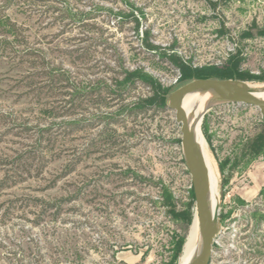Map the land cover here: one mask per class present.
<instances>
[{
  "label": "rangeland",
  "instance_id": "obj_1",
  "mask_svg": "<svg viewBox=\"0 0 264 264\" xmlns=\"http://www.w3.org/2000/svg\"><path fill=\"white\" fill-rule=\"evenodd\" d=\"M262 29L264 0H0V264L170 262L192 222L160 194L182 205L194 182L176 112L139 105L150 86L127 73L168 94L199 79L181 80L172 55L200 68L235 53L264 76ZM263 121L237 102L202 120L221 198L208 264H264V194H244Z\"/></svg>",
  "mask_w": 264,
  "mask_h": 264
},
{
  "label": "water",
  "instance_id": "obj_2",
  "mask_svg": "<svg viewBox=\"0 0 264 264\" xmlns=\"http://www.w3.org/2000/svg\"><path fill=\"white\" fill-rule=\"evenodd\" d=\"M247 82L237 78H199L183 83L167 94V107L176 112V120L181 125V147L184 160L192 174L195 209L200 216V240L187 264L209 263L212 247L220 228L221 200L219 183L216 193L209 179L208 166L198 143L199 135L203 136L207 150H209L208 141L201 124L195 121L190 109L201 105L214 107L237 102L257 107L264 117V91L251 87Z\"/></svg>",
  "mask_w": 264,
  "mask_h": 264
},
{
  "label": "trees",
  "instance_id": "obj_3",
  "mask_svg": "<svg viewBox=\"0 0 264 264\" xmlns=\"http://www.w3.org/2000/svg\"><path fill=\"white\" fill-rule=\"evenodd\" d=\"M256 33L252 31H247L243 33V37H251ZM259 35H264V29L257 32ZM151 45V44H150ZM230 59L223 66L207 65L201 66L200 68H192L189 64L184 62L182 59L172 55L171 60L176 63L181 71L180 79H193V78H210V77H221V78H240V79H253V78H264V76L250 75L247 72L240 71V63L242 58L237 54H232ZM127 79L142 80L146 85L150 86L151 93L148 97L143 98L139 105H145L147 107H155L156 109L165 110L167 107V92L169 87L163 86L158 78L154 77L149 72H144L141 68L130 70L126 76ZM263 129L259 132L250 143V149L254 156L256 154L264 153V121L262 125ZM260 194H264V187L261 189ZM161 200H163V205L167 208L168 213L174 217L176 220L181 221L185 225H189L193 220V206L195 204V195L193 187L189 190V200L178 204L176 199H174L173 192L170 187H164L160 194ZM264 215V214H263ZM190 228V227H189ZM189 231V229H188ZM188 233V232H187ZM188 235V234H187ZM185 243V238L180 237L174 247V255L170 262L166 264H174L183 245Z\"/></svg>",
  "mask_w": 264,
  "mask_h": 264
},
{
  "label": "bare ground",
  "instance_id": "obj_4",
  "mask_svg": "<svg viewBox=\"0 0 264 264\" xmlns=\"http://www.w3.org/2000/svg\"><path fill=\"white\" fill-rule=\"evenodd\" d=\"M247 84L250 85L251 87H255V88L259 89L260 91H264V83L247 82ZM211 108H212V106H210V105H201V106L194 107V108L190 109V112L192 113V116L194 117L195 121L198 124H201L205 114ZM199 137H200V140L202 142V145L205 147V149L208 153V156H209V152L207 150L206 142H205L203 136L200 134ZM209 161L211 164L210 156H209ZM211 170L216 175V177L218 179V174H217L213 164H211ZM208 174L214 180V177H213L212 173L210 172L209 168H208ZM260 184H261V182L257 181V185L252 186L253 188H250L248 190H244L245 196L250 197V196L254 195L255 191L257 189L256 186H260ZM193 217H194V219L190 225L188 235H187V239L185 241V244H184L183 249H182V254L179 257L177 264H187L189 258L193 255L194 250L196 249V247L199 243V240H200V216H199V213L196 209L194 211Z\"/></svg>",
  "mask_w": 264,
  "mask_h": 264
},
{
  "label": "crops",
  "instance_id": "obj_5",
  "mask_svg": "<svg viewBox=\"0 0 264 264\" xmlns=\"http://www.w3.org/2000/svg\"><path fill=\"white\" fill-rule=\"evenodd\" d=\"M250 174H251V178H252L254 184H255L256 180L253 179L252 174H257L258 175V178L257 179L259 181L261 180L260 181L261 184H260L258 190H261L264 187V181H263V179H264V155H263V157H261L259 159V161H256V164L254 166V169H253L252 172H250Z\"/></svg>",
  "mask_w": 264,
  "mask_h": 264
}]
</instances>
